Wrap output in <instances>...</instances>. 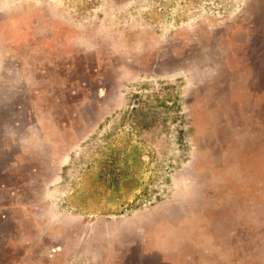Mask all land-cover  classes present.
I'll list each match as a JSON object with an SVG mask.
<instances>
[{"label": "rangeland", "instance_id": "obj_1", "mask_svg": "<svg viewBox=\"0 0 264 264\" xmlns=\"http://www.w3.org/2000/svg\"><path fill=\"white\" fill-rule=\"evenodd\" d=\"M0 264H264V0H0Z\"/></svg>", "mask_w": 264, "mask_h": 264}]
</instances>
